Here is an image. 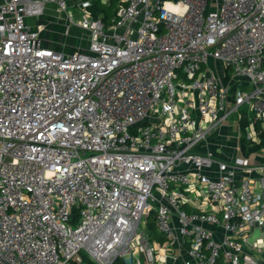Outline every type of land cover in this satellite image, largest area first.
I'll list each match as a JSON object with an SVG mask.
<instances>
[{
	"label": "built area",
	"instance_id": "2783aa9c",
	"mask_svg": "<svg viewBox=\"0 0 264 264\" xmlns=\"http://www.w3.org/2000/svg\"><path fill=\"white\" fill-rule=\"evenodd\" d=\"M93 3L0 0V264H264V164L200 150L261 141L264 0ZM49 5L88 48L45 43Z\"/></svg>",
	"mask_w": 264,
	"mask_h": 264
},
{
	"label": "crops",
	"instance_id": "0c3cea01",
	"mask_svg": "<svg viewBox=\"0 0 264 264\" xmlns=\"http://www.w3.org/2000/svg\"><path fill=\"white\" fill-rule=\"evenodd\" d=\"M107 6H110V1H107ZM101 15V14H100ZM112 17V16H111ZM111 17H105L106 22H110ZM66 20L67 18L64 13H60L57 11L56 6L49 5L45 13L38 18H29L30 24L35 26L36 24H44L46 29L43 31L42 36L47 34L50 35V30H52V35L50 39H45V43L49 44V46L58 49L56 44L58 40H61V36L63 39H68L69 34L66 35L65 29L66 26L62 24V20ZM77 26V25H76ZM54 32V34H53ZM71 32V31H70ZM57 33V34H56ZM71 47L69 52H72L73 49ZM60 50V49H58ZM72 50V51H71ZM67 52V51H66ZM209 141L200 146V150H210L213 152L215 156L222 160L226 161H235L237 158H246L250 165H260L264 164V145L259 147L257 150H250L248 154L244 152V148L242 147V138H240V130L238 125L235 122H227L224 125L218 127L209 137ZM258 143V142H257ZM237 178L241 179L246 173L238 168L237 169ZM150 218L147 224V229L150 233L151 239L158 245L163 244L165 242V237L158 231L156 228L155 221L153 220L155 227H150ZM218 232L220 230H217ZM188 258L187 256V247L183 245L181 241H177L174 246V250L171 254V257L168 259V264H185V260ZM95 264V263H92ZM220 264H232L229 262L221 261Z\"/></svg>",
	"mask_w": 264,
	"mask_h": 264
},
{
	"label": "rangeland",
	"instance_id": "374dc122",
	"mask_svg": "<svg viewBox=\"0 0 264 264\" xmlns=\"http://www.w3.org/2000/svg\"><path fill=\"white\" fill-rule=\"evenodd\" d=\"M107 1H110V5H111L110 8L109 7L108 8L105 7L106 4H107ZM99 2H100V0H99ZM101 3H102L101 6L105 8V10L101 12V16L105 18L106 15L109 14L108 17H111L115 13V11H116L117 2L116 1H113V0H102ZM61 23L64 24V26H65L69 22H68V20L66 21L64 19V20H62ZM53 34H54V32H53ZM50 35H52V30H50ZM50 35L47 34V32H46V35H44L43 38L44 39L47 38L49 40H53L54 38L50 39L51 38ZM69 35L70 36L66 40L63 39L62 36H61V40H58V42L56 44V47L58 49H60L61 51H65V52L67 51V52H69L68 50H70L71 47L73 49H75V50H77L79 48H88V46H89V33L88 32H85L80 27H78L76 25H73L71 27V33ZM216 70H217L218 74H221V72H222L221 68H217ZM225 80H226V83H229L231 89L232 88H235L237 86V82L239 81V79H237V78H235L233 76H231V78H229V79H224V81ZM247 109H248V106H246L245 108H242L243 112L246 111ZM237 115L238 114H236L234 116V118H237ZM244 152H246V154H248L250 152L246 140H244ZM257 236H261V230H256V232L254 233V235L252 236V238H255ZM115 264H127V263L124 262V260L120 258V259L117 260V262Z\"/></svg>",
	"mask_w": 264,
	"mask_h": 264
},
{
	"label": "trees",
	"instance_id": "16d2710c",
	"mask_svg": "<svg viewBox=\"0 0 264 264\" xmlns=\"http://www.w3.org/2000/svg\"><path fill=\"white\" fill-rule=\"evenodd\" d=\"M101 1L102 0H100V2H99V0H94V3H93V6H92V9H93V11H94V14L95 15H99V14H101V12L102 11H104L105 10V8L104 7H102L101 6ZM113 1H116V2H118L119 0H113ZM106 8H110L111 7V5L110 6H105ZM107 17L109 16V14H107L106 15ZM257 128H259V125H257ZM262 137H261V141L259 142V143H254V144H249V142L247 141V144H248V147H249V150H252V151H254V150H257L259 147H261L262 145H264V133L261 135ZM243 141H242V147L244 148V140L245 139H242ZM251 145H253V146H251ZM150 227H155V224H154V222H153V220H150ZM88 264H92V263H88Z\"/></svg>",
	"mask_w": 264,
	"mask_h": 264
}]
</instances>
